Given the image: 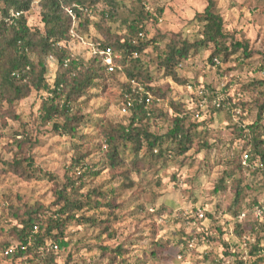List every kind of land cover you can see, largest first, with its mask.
Masks as SVG:
<instances>
[{"label":"trees","instance_id":"obj_1","mask_svg":"<svg viewBox=\"0 0 264 264\" xmlns=\"http://www.w3.org/2000/svg\"><path fill=\"white\" fill-rule=\"evenodd\" d=\"M123 1L0 0V119L4 115L1 112L3 105L13 106L36 91L40 95L46 94L39 110L42 123L52 124L59 135L75 138L86 124L84 100H88L92 90L102 87L108 79L116 81L120 87L121 110L128 106L125 95L129 94L135 99L122 122L103 121L101 142L93 145L101 153L99 163L90 164L86 161L91 156V151L85 149L87 144L76 145V155L70 170L77 177L68 172L64 181L57 184L52 205L55 210L51 215L34 207H30L21 217L19 213H14V218L20 219L19 226L13 228L18 245L15 252L9 255L15 254L17 258L24 256L29 262L37 261L38 264H79L77 261L72 262L71 257L61 263L57 255L69 247L66 231L74 224L79 228L99 229L107 240H116V232L111 230L108 217L101 219L97 212L105 208L109 209V216L113 214L118 207L113 196H117L119 187L87 188L90 179L99 177L100 165L104 169L107 166L114 181L124 177V181L130 183L131 175L141 174L142 169L152 170L175 160H181L179 164L183 167L186 160H191L190 165H193L202 159L208 170H212L214 165L223 168L213 193L218 196L231 192L225 215L236 222V236L240 238L245 232L256 236L255 243L247 244L250 246L249 252L239 255L223 237L224 225L217 226L223 257L234 256L237 264H259L264 260L260 254L264 248L261 245L264 243V202H259L257 198L249 201L248 198L250 191L257 190V187H261L264 192V100L259 102L256 99L255 119L249 123L245 113L252 109V104L245 100L235 102L229 98L228 105L225 101V106L216 108L212 105L213 96H209L210 104L202 109L198 104L194 106V100L191 101L192 105H187L172 95L173 85L187 84L188 80L180 77L179 71L193 55L209 50L207 62L215 68L229 62L239 52L242 53V61L246 62L253 56L249 42L237 41L232 33L226 31L224 19L212 0L195 17L202 30L193 41L179 33L149 39L148 22L159 21L160 15L151 10L144 0H135L137 7L132 10L131 22L128 19L122 21L127 33H117L112 24L113 20L116 22L117 9L124 6ZM35 4L40 8L43 29H32L28 23V14ZM69 10L76 15L77 26H74ZM72 30L76 36L72 35ZM141 32L145 34L144 39L139 37ZM81 39L101 48H112L120 56L116 60V70L109 73L100 55L91 53L88 58L74 55L71 44ZM163 41L164 47L161 46ZM151 46L155 51L154 60L147 58ZM135 54L138 56L135 57ZM50 57L58 64L51 83L47 78V60ZM215 59L219 60V64ZM259 70L264 71V60ZM159 72H162L161 79L158 77ZM192 86L202 89L201 86ZM244 88L258 92L264 89V78L253 79ZM148 94L152 97L149 103ZM163 103L167 104L166 108ZM223 112L232 119L229 127L232 138L227 144L229 153L211 164L207 155L216 144L209 138V121L214 115ZM198 113L201 116L197 119L195 116ZM80 138L84 139L83 135ZM21 142H16L20 148L19 156L7 163V166L15 174L29 179L35 176L38 167L32 158L22 155ZM191 150L193 153L189 155ZM250 178L251 184L247 182ZM173 179L176 181L177 177L173 176ZM127 185V188H131V184ZM255 206L263 209L261 218L253 222H237L242 213H251ZM221 209L220 203L216 204L214 211L201 209L204 217L200 220L218 222L222 217ZM154 212V216L161 218L165 208L161 206ZM228 222L226 219L225 225ZM203 232L204 240H214L205 230ZM96 239L100 241V253L90 264H138L140 261L136 258L130 262V249L126 243L112 247L104 245L106 241H102L100 236ZM181 242L180 245L186 246V241ZM51 244L56 245L58 250L55 251ZM165 244L162 241L155 243L150 257L160 260L169 258L165 255L169 244ZM4 248L13 246L6 245ZM85 249L92 251L90 245H86ZM253 257L258 259L252 261Z\"/></svg>","mask_w":264,"mask_h":264},{"label":"rangeland","instance_id":"obj_2","mask_svg":"<svg viewBox=\"0 0 264 264\" xmlns=\"http://www.w3.org/2000/svg\"><path fill=\"white\" fill-rule=\"evenodd\" d=\"M144 1L151 10L157 11V15H160L159 21L148 22L149 39L158 35L169 36L177 33L190 41L198 38L202 29L195 17L204 11L209 0ZM212 1L224 19L226 31L232 33L237 41H248L253 56L244 62L242 53L239 52L229 62L215 68L207 62L209 50L193 55L179 71L180 77L188 80L187 84L173 85L172 95L177 96L187 105H190L192 100L195 101L194 106L199 105L200 89L193 87L194 84V86H201L210 94L222 95L226 105L229 103V98L235 102L245 100L252 104V109L245 113L246 120L250 123L254 121L257 111L255 102L264 100V89L251 92L244 88L253 79L264 78V71L259 70L263 67L264 60V0ZM122 4L124 6L117 9L115 13L116 22L113 20L112 27L115 32L124 34L127 30L122 21L128 19L131 22L132 10L137 7V2L124 0ZM28 23L32 29H43L40 8L37 4L28 14ZM92 27L95 28L94 24ZM163 45L164 41L161 46L164 47ZM71 49L76 56L90 57L91 51L87 41L83 39L72 42ZM149 51L151 52L147 58L154 60L156 56L153 46L149 48ZM47 67V78L51 83L57 72V61L50 57L47 60ZM154 72H156L155 68ZM161 73L158 74L160 79ZM119 94L120 87L111 79H108L99 89L92 90L91 97L84 100L83 104L86 124L75 138L59 135L52 124L42 123L39 110L46 94L40 95L33 91L27 99L13 106L8 104L2 106L1 112L4 115L2 114L0 119V264H38L37 261L29 262V259L24 256L17 258L15 254H6L5 250L8 248L4 246L11 245L13 249H16L18 245L13 228L19 226L20 219L14 218V213H19L21 217L30 207L39 208L46 215L54 212L55 207L52 205L57 184L64 181L68 172L69 175L77 177L70 170L76 155V145L87 144L85 149L91 151V156L86 161L90 164L99 163L101 153L93 145L101 142L100 130L101 125L104 124L103 121L122 122L123 116L127 114L120 108ZM163 105L167 107L166 103ZM231 120L223 112L214 115L209 121L211 128L209 138L216 144L212 152L207 155V160L211 164L229 153L227 144L232 138L229 129ZM81 135L84 139L80 138ZM17 141H22V155L32 158L38 167L35 176L29 179L27 176L15 174L7 166V163L19 156L20 148L16 144ZM191 153H193L192 150L189 155ZM180 161L166 162L164 166L154 167L152 170L142 169L141 174L131 175L130 183L124 181V177H119L120 182L114 181L112 172L107 166L104 169L103 165H100L99 177L90 179L87 188L119 187L117 196H113L118 206L113 214L109 216V209L105 208L97 212L101 219L108 217L111 230L116 232V240H107L104 234H100L99 229L79 228L74 224L66 231V240L70 241L69 247L57 253L60 262L65 263L71 257L72 262L90 264V261L97 259L100 253L98 250L100 241L96 239L100 236L102 241H106L104 245L115 247L119 243H126L130 249V262L137 258L140 260L138 264H237L234 256L223 257L222 241H219L221 235L216 227L224 225L223 237L229 241L235 252L240 253L239 255L249 252L250 246L247 244L255 243L256 236L251 235L250 232H245L240 238L236 236L234 232L236 222L225 215L231 192L218 196L213 193L217 177L223 168L214 165L212 170H208L199 160L193 165H190L191 160H186L182 167L179 164ZM173 176L177 177L176 181ZM247 182L251 184L252 178L247 179ZM127 184H131V188H127ZM256 189L250 191L249 201L257 198L259 202H264V192L261 187ZM217 203L222 205L220 210L222 217L218 222L212 223L197 217L199 209L206 208L214 211ZM161 206H164L165 212L161 218H157L158 216H154V211ZM262 212L261 207L255 206L251 213H242L237 222H253L261 218ZM226 219L229 221L227 225H225ZM204 230L214 240L210 242L208 239L204 240L202 235ZM158 241L169 244V250L165 252L169 258L160 260L150 257L154 244ZM181 241H186V246L180 245ZM86 245L92 247L91 252L85 249ZM262 249L260 254L264 257V248ZM182 250L184 251L181 252ZM255 259L258 258L253 257L251 260ZM259 264H264V260Z\"/></svg>","mask_w":264,"mask_h":264},{"label":"built area","instance_id":"obj_3","mask_svg":"<svg viewBox=\"0 0 264 264\" xmlns=\"http://www.w3.org/2000/svg\"><path fill=\"white\" fill-rule=\"evenodd\" d=\"M82 10H84L85 12L87 10L81 8ZM70 15H72V19H73V22H74V26H77L78 25V22H77V17L76 15H74V13L69 10L68 11ZM72 35L73 36H76V33L74 30L71 31ZM139 37L141 39H144L145 38V34L144 33H140L139 34ZM88 44V43H87ZM89 46V50L91 51L92 54H95V55H100L103 60H104V63L107 65V68H108V72L109 73H112L116 70L117 68V64H116V60H118L120 58L119 55H116L114 53V51L112 50V48H101L99 46H96L94 44H88ZM138 55L135 54V57H137ZM215 62L217 64H219V61L217 59H215ZM199 106L203 109H205L207 106H208V103H209V96H213V100H212V105L215 106L216 108H220L222 106H225L224 105V102H225V99L224 97H222V95L220 94H210L209 91H206L205 89H200L199 90ZM147 103L150 102V100L152 99V97L148 94L147 95ZM125 98L127 100V107L123 108L122 111L124 113H127V109L128 107H131L135 101V99H133L129 94L128 95H125ZM200 114L198 113L195 117L196 118H200ZM245 160L247 161L248 160V155L245 156ZM197 216L199 219H203L204 217V214H203V211L201 209L198 210V213H197ZM192 246V245H190ZM51 247L54 248L55 250H57V246L56 245H53L51 244ZM15 251V249L13 248H8L6 250V254L9 255L11 253H13Z\"/></svg>","mask_w":264,"mask_h":264}]
</instances>
